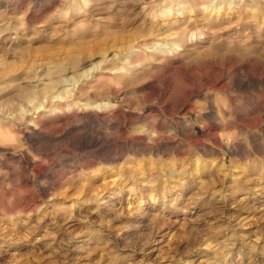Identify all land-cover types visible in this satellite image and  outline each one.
<instances>
[{"label":"rangeland","instance_id":"obj_1","mask_svg":"<svg viewBox=\"0 0 264 264\" xmlns=\"http://www.w3.org/2000/svg\"><path fill=\"white\" fill-rule=\"evenodd\" d=\"M0 264H264V0H0Z\"/></svg>","mask_w":264,"mask_h":264}]
</instances>
